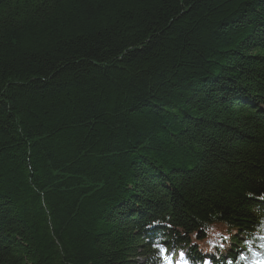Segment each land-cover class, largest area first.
<instances>
[{
    "label": "trees",
    "instance_id": "1",
    "mask_svg": "<svg viewBox=\"0 0 264 264\" xmlns=\"http://www.w3.org/2000/svg\"><path fill=\"white\" fill-rule=\"evenodd\" d=\"M177 253L264 262V0H0V264Z\"/></svg>",
    "mask_w": 264,
    "mask_h": 264
},
{
    "label": "rangeland",
    "instance_id": "2",
    "mask_svg": "<svg viewBox=\"0 0 264 264\" xmlns=\"http://www.w3.org/2000/svg\"><path fill=\"white\" fill-rule=\"evenodd\" d=\"M175 260H177V264H184V256L182 257L181 254H176ZM183 260V261H182Z\"/></svg>",
    "mask_w": 264,
    "mask_h": 264
},
{
    "label": "snow or ice",
    "instance_id": "3",
    "mask_svg": "<svg viewBox=\"0 0 264 264\" xmlns=\"http://www.w3.org/2000/svg\"><path fill=\"white\" fill-rule=\"evenodd\" d=\"M163 251H165V252H166L167 250H166V249H164ZM183 255H184V254H183V253H181V256H182V257H183ZM184 264H187V261H186V260L184 261Z\"/></svg>",
    "mask_w": 264,
    "mask_h": 264
}]
</instances>
